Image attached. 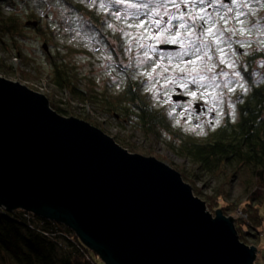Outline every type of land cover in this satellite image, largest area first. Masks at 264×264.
<instances>
[{
	"label": "water",
	"instance_id": "water-1",
	"mask_svg": "<svg viewBox=\"0 0 264 264\" xmlns=\"http://www.w3.org/2000/svg\"><path fill=\"white\" fill-rule=\"evenodd\" d=\"M0 208L68 227L104 264H253L257 254L232 217L206 212L177 170L1 76Z\"/></svg>",
	"mask_w": 264,
	"mask_h": 264
},
{
	"label": "rangeland",
	"instance_id": "rangeland-1",
	"mask_svg": "<svg viewBox=\"0 0 264 264\" xmlns=\"http://www.w3.org/2000/svg\"><path fill=\"white\" fill-rule=\"evenodd\" d=\"M47 1L53 8L41 18L35 13L40 0H11L17 6V10L11 11V13L4 9L6 4L0 8L2 14H14L22 18L23 21L29 14H32L35 19L30 21L37 22L36 27L39 26L40 29V32L28 29L25 38L20 39L16 47L7 43L6 49L0 50V61L8 67V71L0 68V76L18 82L33 91H37L34 88L35 85L45 83L49 93L41 94L68 111L69 113L64 117H74L80 120L86 118L91 125L95 124L93 126L112 138L129 139L130 143L138 149L151 153L159 161L189 175L190 181L185 183L192 187L193 192L197 194L196 197L206 203V212L214 217L216 210L220 209L223 213L221 207H225L227 209L225 216L234 219L235 227L244 222L242 230L246 232H240L242 242L247 246L257 248L256 255L258 257L254 264H264V180L253 179L250 172L243 170L235 177H230V181L225 183L223 174L213 176L193 171V167L189 163L174 155L168 148L173 141L177 140L175 134H189L204 139L207 134L223 124L227 116L233 123L237 122L239 97L247 94L251 84H257L259 72L264 69V62L257 61L252 66L253 68H249L245 60V57L252 51L258 54L264 53V0H209L213 5L228 7L232 12L233 20L223 21L224 19H222V22L216 16L211 15V10L208 8L192 4L200 2V0H176L175 5L172 0H112L129 10L149 8L160 17H167L174 13L178 25L185 24V29L178 27L177 31L181 35L175 43L171 42L170 37L177 31L172 34L165 31L156 38L153 50L159 53L161 58L172 62L168 65V69L156 63L149 55L145 40L150 39V36L147 35L144 25L138 27L140 24L130 22L122 17L111 18L97 1L86 5L84 0H78L87 7L95 6L103 18L105 17L104 24L101 26L103 29L96 28L95 34L85 28L88 26L85 19L74 12L64 0ZM71 1L76 2L77 0ZM20 2L23 4L21 5ZM130 5H134V7H130ZM181 14L184 15L183 20L179 19ZM65 16L68 17L70 26L77 28L85 37L95 40L105 53H109L111 58L113 57L116 62L122 65L128 63L126 50L128 44H131L130 69L127 72L115 70L111 74H107L105 72L107 61L105 53L94 52L80 37L72 41L67 38L63 23ZM194 16L203 18L194 21ZM209 26L213 27L214 34L212 35L206 32ZM237 33L245 37L244 41L238 40V45H236L237 41L234 35ZM101 34L105 36L108 44L103 43ZM250 40H254L260 46L251 45ZM44 43L47 44V51L52 57H55L57 50H62L61 47L79 48L82 51V56L70 57L69 61L77 66L80 75L92 78L93 87L98 91L107 87L109 93H116L123 88L127 77H130L131 80L141 81L143 83L141 93L148 96L149 105L154 109H166L174 133H162L157 139H149L133 124L120 126L112 117L90 102L78 101L66 91L55 90L51 83L49 56L42 48ZM164 44L174 45L178 48L176 50H159V46ZM225 44L232 45V47L224 49ZM197 49L199 50L197 51ZM185 53L194 54L189 63H174L178 62L180 56ZM2 69L6 71H2ZM251 69L255 73L248 77L245 72L250 73ZM83 82L86 84L87 79ZM189 83H193L196 88H188ZM187 91H191L186 102L190 111L189 115L175 116L171 111L173 107L171 96L179 95L178 93L188 96ZM159 93L164 94L168 100L167 103L153 104ZM205 99L213 104L210 111L205 109L210 114L196 123L198 117L195 115V103L202 102L205 106L207 102ZM199 108L201 111L200 106ZM212 114L214 120L209 119ZM229 174L231 176V172ZM193 175H199L201 179H194ZM218 193L222 195H217ZM218 198L220 207L216 208L214 200ZM254 207L257 209L256 212ZM243 208H247V211H244ZM94 256L97 264H104L95 253ZM0 264L2 263L0 262Z\"/></svg>",
	"mask_w": 264,
	"mask_h": 264
},
{
	"label": "trees",
	"instance_id": "trees-1",
	"mask_svg": "<svg viewBox=\"0 0 264 264\" xmlns=\"http://www.w3.org/2000/svg\"><path fill=\"white\" fill-rule=\"evenodd\" d=\"M64 2L85 19L88 25L85 27L87 30L96 34V28L103 29L101 26L104 24L105 17L103 18L95 6L87 7L78 0L76 2L64 0ZM8 3H12L11 0H0V8ZM34 19L35 17L29 14L23 21L14 14H2L0 9V50H5L7 43L16 47L17 42L25 38L28 29L40 32L39 26L34 28L27 24ZM101 36L103 43L108 44L105 36L102 34ZM44 44L47 46L46 43ZM61 48L62 50H57L55 57L50 56L46 51L50 60L51 83L55 90L66 91L78 101L90 102L112 117L120 126L133 124L149 139H157L162 133H174L166 109L152 108L149 105L148 96L141 93L143 84L141 81L127 77L123 88L116 93H109L107 87L98 91L93 87L92 78L80 75L77 66L69 61L70 57L82 56V51L73 46ZM245 60L247 66L253 68L257 61L264 62V53L258 54L252 51ZM1 62L0 68L7 70L8 67ZM3 69L2 71H6ZM245 73L251 77L255 71L251 69L250 73L247 71ZM258 77L257 84H251L247 94L238 99L237 122L233 123L227 116L223 124L207 134L204 139L189 134H175L177 140L168 147L173 154L189 163L193 171L213 176L223 174L225 183L230 181V177H235L243 170L250 172L253 179L263 181L264 69L259 72ZM86 79L85 84L83 80ZM48 100L50 107L61 116L69 113L50 99ZM83 120L88 122L86 118ZM113 139L131 153L154 157L151 153L138 149L130 143L129 139ZM177 171L185 182L190 181L189 175ZM193 176L194 179L200 178L199 175ZM198 194L200 195L199 192ZM214 205L216 208L220 207L219 198L214 200ZM221 208L225 215L227 209ZM243 210L247 211V208ZM254 210L257 211L256 208ZM257 219L259 221V218ZM243 224L244 222L235 227L241 242L240 232H246L242 230ZM94 257V253L86 248L68 227L37 217L22 209L8 211L0 208V262L2 264H97Z\"/></svg>",
	"mask_w": 264,
	"mask_h": 264
},
{
	"label": "built area",
	"instance_id": "built-area-1",
	"mask_svg": "<svg viewBox=\"0 0 264 264\" xmlns=\"http://www.w3.org/2000/svg\"><path fill=\"white\" fill-rule=\"evenodd\" d=\"M95 1H97L100 4V6L109 13L111 18L122 17V18H126V20H129L130 22L137 23L140 25L141 24L144 25L146 30H147V35L150 36V39L145 40V43L147 42L146 46H147L149 55L154 59V61L156 63H159V64L163 65L164 68L168 69V65L170 64L171 61L164 59V58H161L160 54L153 50V46L156 43V38L158 36H160L163 32H165L164 29H168V31H166V32H168L169 34H172L173 32H176L178 30V23L175 19L172 20L170 23L168 22L169 17L174 16L175 15L174 13H171V15H169L167 17H160L157 14H155L151 9L146 8V7H142V8H139L137 10H129V9L117 4L116 2H114L112 0H84L86 5H91ZM20 3H21V5L23 4V2H20ZM192 4L208 8L209 10H211V15H213L214 17L216 16L217 19L221 22H222V19H224L223 21L233 20V14L228 7L225 8L223 6L213 5L212 2L209 0H206L204 2H193ZM15 6H16L15 3L6 4L4 6V9L8 13H11V11L17 10V6L16 7ZM52 8H53V6L47 0H40V3H38V6L35 9V13H36V15H38L41 18V17H44L47 14V12ZM157 20H161L160 28L156 27L155 21H157ZM63 23H64V29L66 31V36L69 40L72 41L75 38L80 37L83 39V41L87 45H89L91 47V49L94 52L105 53L103 51V48L101 47V45H99L95 40L85 37L81 33V31H79L77 28L70 26L69 25V19L67 16H65V20L63 21ZM234 35H235V38L237 41L236 45H238V40H240V39L243 40L245 38L240 33H237ZM250 42H251V45L260 46L254 40H250ZM231 47H232V45H226L225 44L223 48L228 49ZM205 50H209V49H205ZM126 54L128 56V63L126 65H122L121 63L116 62L113 57L111 58L109 53L108 54L105 53L106 58H107L106 66H105V72L107 74H111L115 70L120 71V72H127L131 66V60H130V57L132 54L131 44H128ZM193 55L194 54H190V53L183 54L182 56H180L178 62H174V63H189L192 60ZM39 84L34 86V88L38 91V92L37 91H35V92L40 93V94L41 93L48 94L49 90L46 87L45 83H42L41 85H39ZM188 88H196V86L193 83H189ZM178 90H180V89H178ZM192 91L195 92L196 90H192ZM178 92H180V91H178ZM189 93H191V91H187V93H186V94H188V96L185 94L178 93L179 95L186 98L185 101H182V102L181 101L180 102L172 101L171 102L173 105L171 111L173 112V114L175 116L176 115L182 116V115L188 114V112H190L187 108L188 105L186 103L188 98H189ZM172 96H171V98H172ZM167 102H168V100L164 96V94L159 93L155 99V102H153V104L157 103V104L163 105ZM195 105L196 106L199 105L202 109L201 110L202 112L201 111L200 112L195 111L196 112L195 115H196V117H198L196 119L197 120L196 123H198L199 120L206 118V116L208 114H210V113H208V111H210L211 106L213 104L210 103L209 101H207L205 106H204V103H202V102L200 104L195 103ZM205 109H208V111ZM209 119L214 120V115L212 114L211 118H209Z\"/></svg>",
	"mask_w": 264,
	"mask_h": 264
},
{
	"label": "snow or ice",
	"instance_id": "snow-or-ice-1",
	"mask_svg": "<svg viewBox=\"0 0 264 264\" xmlns=\"http://www.w3.org/2000/svg\"><path fill=\"white\" fill-rule=\"evenodd\" d=\"M200 2H203V0H200ZM172 3L175 5V4H176V0H172ZM176 6L178 7V5H176ZM130 7H134V5H130ZM165 10H167V9H165ZM201 11H203V10H201ZM202 18H203V17H200V16H194V17H193V20L195 21V19H202ZM174 19H177V17H175V16H170L168 22L170 23V22H171L172 20H174ZM179 19H180V20H183V19H184V15L181 14L180 17H179ZM155 24H156V27H157V28H160L161 20H157V21H155ZM142 26H143L142 24H141V25H138V27H142ZM178 27H179L180 29H185L186 26H185L184 23H180V24L178 25ZM164 31H168V29H164ZM206 32H207L208 34H210V35L214 34L213 27L209 26V27L206 29ZM180 35H181L180 32L177 31L173 36L170 37L171 42L175 43L176 40H177V38L180 37ZM182 47H183V45H182ZM198 50H199V49H197V51H198ZM185 54H187V53H185ZM145 55H147V54H145ZM205 55H207V53H205ZM197 59H199V57H197ZM192 63H195V61H192ZM193 95H195V93H193Z\"/></svg>",
	"mask_w": 264,
	"mask_h": 264
},
{
	"label": "bare ground",
	"instance_id": "bare-ground-1",
	"mask_svg": "<svg viewBox=\"0 0 264 264\" xmlns=\"http://www.w3.org/2000/svg\"><path fill=\"white\" fill-rule=\"evenodd\" d=\"M256 257H258L257 255H256ZM256 257H255V260H256ZM255 262V261H254ZM254 264V263H253Z\"/></svg>",
	"mask_w": 264,
	"mask_h": 264
}]
</instances>
